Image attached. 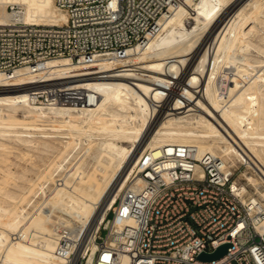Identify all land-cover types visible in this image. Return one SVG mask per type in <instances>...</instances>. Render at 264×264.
Returning a JSON list of instances; mask_svg holds the SVG:
<instances>
[{
    "label": "bare ground",
    "instance_id": "6f19581e",
    "mask_svg": "<svg viewBox=\"0 0 264 264\" xmlns=\"http://www.w3.org/2000/svg\"><path fill=\"white\" fill-rule=\"evenodd\" d=\"M234 1L187 0L161 19L160 31L150 36L145 46L129 49L124 57L99 58L86 66L68 58L43 62L41 69L48 77L45 81L58 84L61 91L99 96L95 104L84 108L41 102L32 91L44 95V88L31 89L37 80L25 68L18 69L13 78L0 72V138L44 151L60 141L61 148H55L62 159L55 162L57 168L66 158L64 154L87 145L79 161L61 178L67 180L64 189L56 190L55 186L50 194L44 191V200L33 211L45 219L60 209L79 223L72 238L73 229L65 225L72 240L67 253L75 252L71 264H76L81 250L96 252L98 245L86 246L88 242L84 241L99 218L96 231L107 223L110 207L147 151L159 157L162 147L189 145L197 149L199 159L210 152L230 165L237 164L241 155L264 163V70L258 69L264 66V59L250 61L244 56L250 44L264 52V46L252 40L257 33L264 35V10H252L249 0L231 9L226 18L225 9ZM188 15L196 24L179 37ZM11 20L62 25L68 15L54 0H0V24ZM199 47L200 54L194 58ZM21 86L24 89H16ZM198 87L200 91L196 92ZM75 121L88 124L90 129L95 127L102 134L99 141L94 136L84 139L76 126V135L66 130ZM47 125L50 127H44ZM66 136L72 140H64ZM91 153L107 174L100 181V172L93 175L97 178L88 177L92 190H78L75 180L86 176L82 163ZM245 176L256 183L251 175ZM259 193L264 195L260 189ZM9 198L17 201L18 197ZM254 200L264 202V198ZM19 209L20 213L26 211L25 206ZM33 212L22 213L24 216L13 211L0 214V264H69V256L58 254L56 238L38 236L43 227ZM117 225L121 227L122 223L118 221Z\"/></svg>",
    "mask_w": 264,
    "mask_h": 264
},
{
    "label": "built area",
    "instance_id": "2783aa9c",
    "mask_svg": "<svg viewBox=\"0 0 264 264\" xmlns=\"http://www.w3.org/2000/svg\"><path fill=\"white\" fill-rule=\"evenodd\" d=\"M186 1L54 0L67 13V23L0 24V72L13 78L25 68L37 80L30 88H44V95L35 90L33 96L50 105L95 104L96 94L63 92L45 81L41 64L68 58L86 66L99 58L124 57L145 46L160 31L161 19ZM259 189L264 191V163L248 156L230 165L210 152L199 159L189 145L162 147L159 157L149 150L111 209L112 218L108 213L96 231V252L81 250L76 264H264V202L254 200L264 198ZM67 231L58 228V254L69 256L71 264L75 252L67 253L72 243ZM227 243L231 246L220 260L199 259Z\"/></svg>",
    "mask_w": 264,
    "mask_h": 264
},
{
    "label": "rangeland",
    "instance_id": "374dc122",
    "mask_svg": "<svg viewBox=\"0 0 264 264\" xmlns=\"http://www.w3.org/2000/svg\"><path fill=\"white\" fill-rule=\"evenodd\" d=\"M250 1H251L250 8L252 10L254 9L255 11H258V12L264 10V4H263L264 0H257V1L250 0ZM250 1L249 0H235L234 2L230 3V5H228L225 9L226 11L224 13L225 17L226 18L230 17L229 12H231L230 11L231 9L235 8L236 6L240 4L248 3ZM9 10L12 11L10 8ZM195 24H196V20H194L191 15L186 16V19L183 22V26H180L181 33L179 37L181 36V34L185 33L186 30L192 29ZM263 36H264L263 33H257L256 35H253L252 40L257 45L264 46ZM208 37L209 35L204 37V43L208 40L207 39ZM209 44H207V48ZM200 47L197 49V52L194 54L195 56L194 58H196L198 53L200 54ZM237 48H238V45H237ZM212 49L213 48H211L212 52H210L209 54L210 57L213 56ZM244 56L250 61L255 60V59L260 60V59H264V52L260 49V47L250 44L249 50L245 51ZM261 68L264 70V66L258 67V69H261ZM227 70L229 71V69ZM184 73H187V70ZM180 79H181V73H180ZM24 87L25 86L16 87V89H20V88L24 89ZM196 89H198L196 92L200 91L199 87L195 88V90ZM42 100L40 101L41 102L45 101L44 98ZM45 123L49 124L50 122H45ZM71 124L74 125V123H70L69 125ZM81 125L82 127L84 126L83 129H86L85 131H87V129L89 131L85 132L83 129H80L82 128ZM87 125L88 124L86 123L84 125V123L82 124V122L80 123L76 122L74 126L71 125L70 127H67L68 129L66 128V130L71 131L70 133L72 134H75V133L78 134L77 132H80L78 135L82 134L83 138L85 137L84 139H86V136H94L95 141H99L98 140L99 134L100 135L102 134L101 133L98 134L95 127L90 129L91 127L88 128L89 125L88 126ZM75 126L78 129L77 132H74L77 130V129H74ZM44 127L48 128L50 127V125H47ZM81 130L85 134H83ZM44 131L51 132L49 130H44ZM66 137H68L69 139L65 138L64 140L66 139L67 141L72 140L70 139L71 136H66ZM124 145L128 146L129 143H124ZM61 146H62V143L60 141H57V143H55L54 145V148L47 149L44 151L43 148H39V149L32 148L22 143L15 144L13 141L4 140L0 138V189H1L0 214L4 212H12V211L14 213L16 212L15 214H20L21 216H24L23 214H26V215L30 214L34 211L35 205L38 202L40 204L44 200L42 199L44 197V191L47 194H50L51 192L50 190L55 188V186H56V190L64 189L63 187L65 186V184L63 183H66L67 180L62 181L61 178H63L68 173V171L74 166V164H76L79 161L87 145L86 144L78 145L75 149L73 150L71 149L69 152L64 154L66 158L62 161V165L57 168L55 162H57V160H62L59 158L60 155L58 154L59 152L58 149L61 148ZM55 148H58V149H55ZM82 165H83V170L87 171V173H86V176L84 175L82 177V179L75 180V182L77 183L76 187H78L77 188L78 190L85 189V188L92 190L90 188L91 184L87 181L88 177L94 178L96 176H93V175L94 174L97 175L100 172V178H98L99 180L102 177L106 176L107 172L105 170L101 171L102 167L100 163H95V159L93 158L92 153L88 154L85 157ZM40 185H44L43 186L44 189L41 190L39 188ZM9 195H15L16 197H18L17 201L16 199H15L16 202L10 199ZM51 195L54 197L56 195V192L55 193L53 192ZM16 204L18 206H16ZM21 206H25L26 211H24V213L22 212L23 214L20 213L19 208H21ZM111 207H110V211L108 212L110 213L109 218H112L111 209L113 207L112 208ZM33 216H34V219H36L37 221L39 219L37 223L43 227V232H41L38 236L54 237L56 238V240L59 241L58 239L59 234L57 233V227H59L58 225H60L61 227H65V225H67L71 229H73V232L70 235L71 238L76 236L77 234L79 223L74 221L71 218H68L66 215V212L63 210L59 209L57 213L55 214L52 213L49 218H45V219L40 218L38 213H35V212H33ZM64 217H67V218H64ZM101 219L99 218V221H97L93 225V229L91 230L89 238H87V240L84 241V242H88L86 246L89 244L97 245L96 243H94V235L96 234L95 231L98 228ZM52 225H54L55 227H52ZM106 233H107V230L104 229L102 232V236H106ZM83 240L84 238L82 239V241ZM84 242H81V243H84Z\"/></svg>",
    "mask_w": 264,
    "mask_h": 264
},
{
    "label": "water",
    "instance_id": "95a60500",
    "mask_svg": "<svg viewBox=\"0 0 264 264\" xmlns=\"http://www.w3.org/2000/svg\"><path fill=\"white\" fill-rule=\"evenodd\" d=\"M231 246L230 243L224 244L221 247H219L215 252L213 253H203L199 256V259L206 262H212L216 260H220L223 258L227 252L229 247Z\"/></svg>",
    "mask_w": 264,
    "mask_h": 264
}]
</instances>
